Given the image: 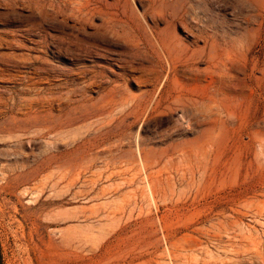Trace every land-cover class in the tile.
<instances>
[{
	"label": "rangeland",
	"instance_id": "rangeland-1",
	"mask_svg": "<svg viewBox=\"0 0 264 264\" xmlns=\"http://www.w3.org/2000/svg\"><path fill=\"white\" fill-rule=\"evenodd\" d=\"M0 264H264V0H0Z\"/></svg>",
	"mask_w": 264,
	"mask_h": 264
}]
</instances>
